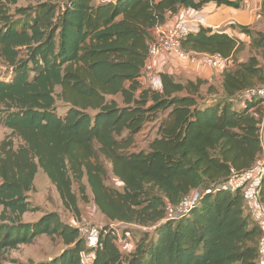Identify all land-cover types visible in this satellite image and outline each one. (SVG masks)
I'll use <instances>...</instances> for the list:
<instances>
[{
  "label": "trees",
  "instance_id": "obj_1",
  "mask_svg": "<svg viewBox=\"0 0 264 264\" xmlns=\"http://www.w3.org/2000/svg\"><path fill=\"white\" fill-rule=\"evenodd\" d=\"M246 1L65 0L17 8L14 21L8 7L19 0H0V56L11 71L0 79V121L12 136L0 145V256L57 236L66 249L36 264H86L80 229L60 214L22 221L35 211L28 194L42 171L66 210L79 214L77 184L83 200L90 188L109 224L147 229L123 252L116 230L104 227L90 264H259L263 231L242 189L224 188L264 159V102L245 95L264 80L258 55L238 62L244 42L201 27L182 47L234 60L222 84L160 73L155 89L143 80L155 28L183 8L240 9ZM240 30L253 51L264 50V33ZM155 121L156 137L135 151ZM256 192L264 206V173ZM195 193L190 213L169 220L168 208Z\"/></svg>",
  "mask_w": 264,
  "mask_h": 264
},
{
  "label": "rangeland",
  "instance_id": "obj_2",
  "mask_svg": "<svg viewBox=\"0 0 264 264\" xmlns=\"http://www.w3.org/2000/svg\"><path fill=\"white\" fill-rule=\"evenodd\" d=\"M64 1L65 0H19L18 5L8 7V14L14 18V21H17L20 19V17L16 14L17 8L36 6L43 2H53L59 4ZM1 27L2 24L0 23V29ZM253 55H258V58L264 66V50L253 51L249 44H246L245 48L238 54L237 60L238 62H244ZM233 65H235V63H233ZM10 72V68L0 56V79L9 80L11 77ZM60 92L61 89L57 88L56 94H59ZM57 108V113L59 115H65L66 105L62 101H57ZM158 125L159 121L148 124L144 128L143 132L136 137L135 151L148 149L149 143L156 137ZM11 137V131L0 121V145L4 140L8 138L11 139ZM14 141L18 143L15 138ZM107 184L121 188L120 183H116L115 180H112L111 178L107 180ZM74 191L77 193L79 198V214H75L74 212L64 208L56 188L50 182L48 177L40 171L36 177L33 191L28 194L31 208L35 209V211L23 215L22 221L24 223H34L39 221L45 214L56 212L60 214L65 223L79 228L84 240V229L87 227L97 226L100 230L104 227H109L116 230L119 235V244L122 251L132 252L138 241L141 239L142 233L147 229H142L137 226L109 224L95 207L93 196L89 187H87V200L82 199L77 184L74 186ZM1 213L2 209H0V216ZM124 228L126 230H124ZM65 249L66 246L60 237L41 236L31 245H22L16 250H11L2 254L0 256V264H36L40 262H47L55 257H58ZM92 257V250H87V252L84 253V262L86 264H90Z\"/></svg>",
  "mask_w": 264,
  "mask_h": 264
},
{
  "label": "built area",
  "instance_id": "obj_3",
  "mask_svg": "<svg viewBox=\"0 0 264 264\" xmlns=\"http://www.w3.org/2000/svg\"><path fill=\"white\" fill-rule=\"evenodd\" d=\"M206 25V15L202 10L183 8L176 15V20H174L172 25H163L155 28L156 39L151 43L149 48V60L144 70L143 79L155 89H161V79L157 70L159 59L164 53L173 54L193 64L201 63L215 70L225 66L228 59L223 58L219 54H191L186 52L182 47L183 40L190 34L198 32L201 27H205ZM245 95L249 98L261 99L264 102V80L259 86L247 90ZM261 140L264 154V122L262 124ZM263 171L264 162L263 164L254 166L251 170L232 175L224 185L225 189L231 191L242 189L245 205L255 223L263 231V237L259 243V264H264V206L260 202L257 192L251 191V188L255 181L259 182ZM197 196V194H193L184 198L177 206H170L167 211L168 219L178 220L180 217L189 214L197 201ZM101 230L97 226L84 229L85 243L88 250H94L99 245Z\"/></svg>",
  "mask_w": 264,
  "mask_h": 264
},
{
  "label": "crops",
  "instance_id": "obj_4",
  "mask_svg": "<svg viewBox=\"0 0 264 264\" xmlns=\"http://www.w3.org/2000/svg\"><path fill=\"white\" fill-rule=\"evenodd\" d=\"M202 11L206 15V28L215 32H225L245 44L250 45L251 39L242 33L240 28H249L253 32L264 33V0H247L240 9L218 7L216 4L210 3ZM174 20H176V16H172L165 26L172 25ZM155 39L156 32L154 29L153 41ZM234 62V60H228L225 66L215 70L201 63L193 64L173 54L164 53L159 59L157 73H166L176 79L191 81L200 79L210 84H222L224 71L233 69L235 67ZM144 82L146 81L144 80ZM263 162L264 159L259 164H263ZM257 185L258 181L253 184L251 191H256Z\"/></svg>",
  "mask_w": 264,
  "mask_h": 264
}]
</instances>
